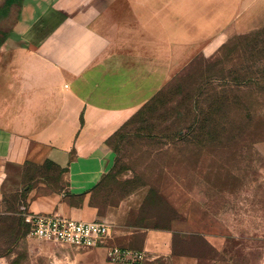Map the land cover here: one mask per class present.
I'll list each match as a JSON object with an SVG mask.
<instances>
[{
    "label": "crops",
    "instance_id": "obj_1",
    "mask_svg": "<svg viewBox=\"0 0 264 264\" xmlns=\"http://www.w3.org/2000/svg\"><path fill=\"white\" fill-rule=\"evenodd\" d=\"M257 1L21 0L0 42V180L11 167L48 166L27 209L108 222L111 235L93 247L96 264H124L109 261L107 247L133 240L147 253L143 264H201L198 254L175 251V237L197 233L218 250L224 235L215 224L194 228L203 218L167 190L171 183L161 195L175 215L164 228L151 225L146 193H120L109 141Z\"/></svg>",
    "mask_w": 264,
    "mask_h": 264
},
{
    "label": "rangeland",
    "instance_id": "obj_2",
    "mask_svg": "<svg viewBox=\"0 0 264 264\" xmlns=\"http://www.w3.org/2000/svg\"><path fill=\"white\" fill-rule=\"evenodd\" d=\"M20 1L0 3V42ZM236 22L183 62L157 100L109 141L114 181L122 195L146 193L151 225L164 228L174 217L160 198L171 183L167 190L203 218L194 228L215 224L224 235L218 250L197 233L175 237L176 250L198 254L201 264H264V0ZM46 169L11 167L0 180V264H96L93 248L28 236V191ZM63 172L55 170L56 178Z\"/></svg>",
    "mask_w": 264,
    "mask_h": 264
},
{
    "label": "built area",
    "instance_id": "obj_3",
    "mask_svg": "<svg viewBox=\"0 0 264 264\" xmlns=\"http://www.w3.org/2000/svg\"><path fill=\"white\" fill-rule=\"evenodd\" d=\"M28 223V236L32 239L70 245L77 248H93L106 242L111 235V225L101 219L78 220L62 214L23 212ZM107 257L113 263L143 264L147 253L143 249L108 246Z\"/></svg>",
    "mask_w": 264,
    "mask_h": 264
},
{
    "label": "trees",
    "instance_id": "obj_4",
    "mask_svg": "<svg viewBox=\"0 0 264 264\" xmlns=\"http://www.w3.org/2000/svg\"><path fill=\"white\" fill-rule=\"evenodd\" d=\"M162 90V89H161ZM161 90H159L146 104H144L139 110H138V112L134 115V116H136L138 113H140L143 109H145L146 107H148L149 105H151L155 100H157V95H159V93L161 92ZM133 116V117H134ZM132 117V118H133ZM132 118L130 119V120H132ZM129 120V121H130ZM128 123V122H127ZM126 123V124H127ZM125 124V125H126ZM124 125V126H125ZM111 140V139H110ZM64 171V170H63ZM160 198L162 199V202L163 203H165V204H167L168 205V203L165 201V199H164V197L160 194ZM171 210L173 211V212H175V210L171 207ZM174 215H175V213H174ZM28 230H29V226L27 225V227H26V232H27V234H28ZM202 237V236H201ZM202 240H203V242L205 243V244H207L208 245V243H206V240L202 237L201 238ZM175 243H176V241H175ZM175 243H174V246L176 247V245H175ZM209 247H211L212 249H214L212 246H209ZM175 251H177L176 250V248H175Z\"/></svg>",
    "mask_w": 264,
    "mask_h": 264
}]
</instances>
